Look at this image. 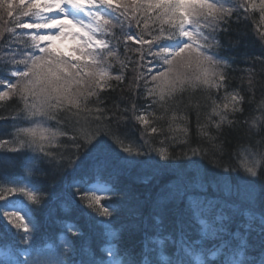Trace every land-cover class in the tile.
<instances>
[{
	"label": "snow or ice",
	"instance_id": "6c2138e0",
	"mask_svg": "<svg viewBox=\"0 0 264 264\" xmlns=\"http://www.w3.org/2000/svg\"><path fill=\"white\" fill-rule=\"evenodd\" d=\"M233 21H251L264 44V0H0V108L11 102L0 122L12 121V131L0 134V153L20 157L18 176H0V201L7 205L0 209L6 249L0 264H141L120 247L107 219L116 209L103 201L119 195L115 161L140 163L131 158L152 153L171 159L165 141L189 145L192 109L207 147L189 145L183 155L210 159L227 179L237 169L221 158L236 139L246 198L254 201L255 181L264 174V52L250 58L240 85H233L236 70L218 51V34ZM117 89L123 105L107 106L102 93ZM246 103L259 115L241 119ZM202 109L207 123L200 122ZM166 117L168 127L158 126ZM129 119L140 126L142 144L121 132ZM46 168L71 177L73 191L61 204L67 215L57 221L59 235L38 239L41 226L28 205L40 206L45 194L30 177ZM223 193L224 185L199 172L180 173L165 185L155 207L171 230L145 232L142 264H264V212H246L240 221ZM73 213L106 218L95 221L107 237L99 253L78 246L83 232L69 219ZM9 225L16 231L3 243ZM252 233L258 257L249 255ZM166 245L176 248L171 258L164 256Z\"/></svg>",
	"mask_w": 264,
	"mask_h": 264
},
{
	"label": "trees",
	"instance_id": "16d2710c",
	"mask_svg": "<svg viewBox=\"0 0 264 264\" xmlns=\"http://www.w3.org/2000/svg\"><path fill=\"white\" fill-rule=\"evenodd\" d=\"M258 19V15H257ZM219 39L222 47L218 50L220 55L223 56L228 62L233 65V68L236 70L233 73L234 79L232 80L233 85H240V77L245 75L242 73V69H245L248 65L250 58L257 57L264 52V44L259 39L258 34L255 31V27L251 21L247 23H237L233 21L231 24V30L227 33L220 32ZM237 40H240L241 43L233 47V44ZM215 50V49H214ZM113 71H117L114 69ZM132 74H128V80H131ZM115 84V81H112ZM246 86V85H245ZM124 88L123 95H129L127 90V81L125 85H121ZM103 96L109 97L105 100V104L107 106H111L114 103H121L123 105V101L120 100L122 93L117 89L115 92L102 93ZM259 101V93H257V102ZM139 104H143L144 101H138ZM11 107V102H10ZM10 107L8 109L0 108V113L7 114L10 111ZM155 107V106H154ZM245 112L241 119L245 116L250 115H259V112H253L255 105H250L246 103L244 105ZM160 110L157 109V112ZM206 110H201L200 114V122L207 123L205 119ZM240 115V114H238ZM158 126H162L164 128L168 127L167 117L164 121H156ZM11 123L0 122V134L8 133L11 130ZM188 140L189 145L191 147H197L198 145H204L207 147L206 142L200 136V130L197 127V116L196 111L194 109L189 110L188 112ZM139 125L135 124L134 121L129 119L124 123L121 127L122 133H127L129 140H134L137 143L142 144L143 141L138 138L139 134ZM170 133L165 132L164 136L169 135ZM178 136H182L183 133H178ZM161 137L156 136L152 137L153 145L159 147V139ZM127 143V141H126ZM189 145L185 144H174L171 141L166 140L165 146H167L169 153L171 154V159L167 161H161L159 156L155 153H152L150 157H140L142 162H126L119 159L115 161V169L113 170L112 182L115 183V188L119 195L111 198L107 201V203L111 202L112 206L116 209L113 217L118 218V220L122 221L126 224L127 230L124 231L122 236L119 237V245L121 248L127 249L129 253L135 258L138 256L140 251V247L135 248V244L138 243L140 238V226L141 221H150L153 220V216H158L164 222V226L170 228V222L167 215H159L158 209L155 207L156 201L158 199V195L165 185L171 183L175 177L180 173H185L190 176H195L197 172L203 176L206 181H219L222 185H226V187L230 188L235 187V183L239 180L242 172L239 169L240 157L237 152V142L236 139H232L230 144H227V150L225 155L221 158L225 162H229L237 169V171H233L229 174L227 179H222V173L220 169L214 168L210 159H201L199 157H185L183 153L189 150ZM119 153V150L117 149ZM236 153V155H233ZM119 155L123 156V153H119ZM153 161V163L158 164L157 168L162 169L166 173L163 174L162 180L159 184L160 186L157 188L158 193L154 192L151 187V181L149 183L143 184L141 182H135L137 179H140V176H151L149 174L151 170H155V165L151 166L148 163H143L144 161ZM115 159V158H114ZM132 160H136L137 158H131ZM195 160L196 164H193L192 161ZM148 165L147 168H145ZM166 165V166H165ZM20 173V157L15 153H0V176L3 177H14L18 176ZM165 177V178H164ZM71 177L59 174L50 169H47L44 172H39L34 176L33 184L36 188L44 193L43 202L40 206L35 208L34 216L36 220H40L44 214L48 212V210L52 207L54 202L56 201L59 193L64 189L67 185V181ZM161 178L158 177V180ZM258 181V186L260 188V196L264 197V174L260 176ZM231 183V184H225ZM238 184V182H237ZM260 198V197H259ZM105 201H103L104 203ZM81 230L83 232V236H88V242L94 243V234L96 233L97 226H95V222L93 220H88L81 215ZM128 232V233H127ZM86 233V234H85ZM12 235L10 232L3 233V242L11 241ZM84 238L80 242H78V246L80 243H83ZM258 240V236L256 233H252L249 237L250 243L253 247L250 249L249 255L255 257L259 254V248L256 246V241Z\"/></svg>",
	"mask_w": 264,
	"mask_h": 264
},
{
	"label": "rangeland",
	"instance_id": "374dc122",
	"mask_svg": "<svg viewBox=\"0 0 264 264\" xmlns=\"http://www.w3.org/2000/svg\"><path fill=\"white\" fill-rule=\"evenodd\" d=\"M240 171H242V170H240ZM240 175L241 176L239 177V180L237 181L238 184H239V195H236L235 194V189H233V192H234L233 196H235L236 199H239L240 201L244 202L246 206L248 204L249 205H251V204L254 205L255 203H256V206H257V204L258 205L264 204L263 199L258 197V194L259 193L255 189L256 186H257L256 181H255V184H254V195H255V199H254V201H252L251 203H249L248 199L246 198L247 197V194H248V188H247L246 184L244 183L245 174L242 173ZM225 184H228L229 185V183H225ZM224 186H225V192L226 191H230V193H232L231 192V189H230V185H229V188L226 187V185H224ZM242 186L244 187V189L242 188ZM253 205H251V206H253ZM21 215L23 216L24 213L22 212ZM6 223H7V221H6ZM25 223H27V220H25Z\"/></svg>",
	"mask_w": 264,
	"mask_h": 264
}]
</instances>
